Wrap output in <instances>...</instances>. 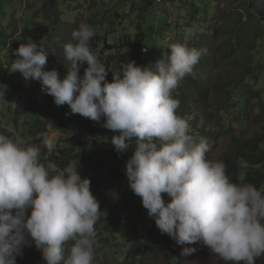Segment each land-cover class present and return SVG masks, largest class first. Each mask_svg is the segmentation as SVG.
Wrapping results in <instances>:
<instances>
[{"label": "clouds", "instance_id": "9594fccd", "mask_svg": "<svg viewBox=\"0 0 264 264\" xmlns=\"http://www.w3.org/2000/svg\"><path fill=\"white\" fill-rule=\"evenodd\" d=\"M95 35L86 23L72 31L74 43L63 46V78L43 70L49 51L33 41L14 51L19 58L10 72L41 81L42 91L56 106L68 105L70 114L103 121L102 127L118 133L111 137L118 154L134 142L125 175L162 234L180 246H206L226 264H256L264 257V185L234 183L223 161L208 159L210 145L189 134L187 121L177 115L180 101L172 96L207 49L169 43L168 59L158 60L155 69L122 62L109 82V71L90 47ZM151 48L145 44L142 51ZM6 89L0 84V98ZM42 144L49 154L56 147L48 136ZM53 168L40 161L39 147L0 133V264H17L33 244L45 264H94L101 211L91 180L78 168L55 174ZM196 251L184 247L181 255Z\"/></svg>", "mask_w": 264, "mask_h": 264}, {"label": "trees", "instance_id": "16d2710c", "mask_svg": "<svg viewBox=\"0 0 264 264\" xmlns=\"http://www.w3.org/2000/svg\"><path fill=\"white\" fill-rule=\"evenodd\" d=\"M42 1L44 2V11L45 13L47 12L46 15L44 14L43 19L49 20L52 18L53 25L45 27L37 37L30 36L28 39L23 40L21 44L28 43V40L32 39L33 42H37L47 51L49 49H47L46 45L56 50V54L63 53V46L66 43L62 42L55 34L58 30L56 25L58 24L60 13L58 0ZM120 1L126 2V10L117 9L114 15L104 19V23L109 25V29L103 31L108 36L106 39H99L96 46L101 50L94 52L109 71L107 76L109 82H112L113 74L120 72L122 62L135 61L138 66L150 65L149 60L142 51L146 42V35L142 28L146 22L145 20H148L150 15V13H147L146 7H141L140 9L138 17L141 18L143 24L133 26V28H136L134 34H130V31L126 30L125 26H122L120 22H116L113 18L132 16L140 8L139 6H142L143 2L150 7L157 6V0H140L142 3H135V0ZM161 1L157 2L160 3ZM216 1L219 3L224 0H213L212 4ZM13 2L14 0H0V10H5V7H8ZM173 2L174 0H166V3ZM198 3L199 0L189 1L187 11L190 20L186 16H181L179 9L173 11L176 18L175 23L170 22L169 16L161 15L160 20L163 21L161 26L169 30L167 33H177L175 35L177 40L173 43H182L185 36L188 37V47L198 45L195 44L199 43L198 37H200L195 35L199 33L197 26L200 25L205 29L209 23L204 22L203 19L206 18L208 10H211L209 8L205 9L203 13L200 12ZM215 7L217 8L218 5H213V8ZM149 9L151 10V8ZM232 9L234 11H231ZM245 16L247 17L245 18ZM221 19H225L226 22L215 25L211 29V37L214 40L220 35L227 37L219 53L226 60L234 58L233 62L236 65L235 69L238 76L232 77L229 75L222 81L217 80L213 87L210 86L220 95L219 101H212L209 94L213 91L208 86L198 85L201 82L198 75L193 72L187 75V80L185 81L189 83L188 88L191 89L193 86L190 83L193 80L195 91L193 97L195 98V103L199 102L198 105H195V108L198 109L197 117L191 115V105L186 96L185 87L183 88L179 84L177 87L181 86V89L175 88L172 92V96L180 101L177 115L187 121L189 134L194 137L197 143L201 140L208 142L210 137L201 125L200 117L204 116L203 119L212 117L211 113H207V109L211 111L213 104L217 103L218 107L215 110L217 115L213 117L217 122L223 121L225 113L222 112L221 106L233 104L231 102L235 101L233 99L234 96L245 100L253 99V97L259 98L257 106L261 109V112L254 118V121L256 124L264 121V58L256 62L257 54L264 57V3L256 5L254 0H234L232 6L226 12H222ZM28 21L30 22L29 19ZM1 29L0 36H4L6 29L5 27ZM255 31L258 33L254 36L253 32ZM109 36L111 37L109 38ZM160 36V38H166L161 32ZM205 36L207 37V35L202 37L204 40ZM194 37L196 38L195 41ZM52 38L53 40H50ZM0 43L3 44L0 45V56L6 52L4 56L0 57L1 69L7 65L9 70L12 62L19 58L14 54V51L21 44H18L17 47L10 51L4 40ZM52 52L49 51V54ZM169 53L170 49H167L166 55L168 56ZM201 59L202 63L207 65L214 63L213 58L201 57ZM50 64L49 60H47L43 70H56L60 73L61 78L66 75V69H59L54 64L53 66ZM10 74L11 72H8L6 77L10 78ZM83 74L84 71H80V75L83 76ZM16 77L18 85L24 81L20 73H16L13 76L14 79ZM210 81L211 78H209V83ZM39 84L41 85V90L38 91L40 93L38 94L39 96L35 94L28 97L30 93H33L32 88L23 91L18 88L14 92L8 88L5 90L4 99L9 94H14L10 105L13 106V110H16L17 120L11 121L14 123L23 119L19 122H22L23 125L26 119H31V121L35 122L32 125L33 127L27 130V136L32 133L31 137H39L40 140L37 143L44 147L45 150L43 154H40V161L46 165L51 162L54 165L53 174L71 166L74 170L78 168L82 178L91 180V191L99 201L101 211L100 219L95 225L97 241H106L112 244L113 247L118 248L113 260L117 264H148L149 259L159 258L163 259L165 264H178L184 247L197 248L199 243L180 246L167 234H162L156 226L155 220L149 217L147 210L143 207L142 199L130 189L125 171L126 162L134 152V142L127 152L118 154L111 144V137L118 133H113L102 127L103 121H101L102 123H96L79 114H70V108L66 104L56 106L54 98L42 91L41 81ZM4 99L0 98V105ZM13 110L11 111L13 112ZM9 118L15 119L12 116ZM49 125H52L56 130L70 133L74 137L83 136V143L64 149L60 148L55 153L49 154L46 147L42 144L43 139H41L44 137L42 133H46ZM35 127H37L36 133L33 130ZM0 129L3 131L0 133L10 136L3 123H0ZM232 143V151L225 153L220 159L226 165L227 175L231 181L234 183L250 182L258 188L264 185V134L258 133L252 139L234 136ZM163 195L166 202H170L171 198L167 194ZM17 264H45V262L42 259L41 252L33 244L31 247H24L23 255L17 257ZM102 264L113 263L106 261Z\"/></svg>", "mask_w": 264, "mask_h": 264}, {"label": "rangeland", "instance_id": "374dc122", "mask_svg": "<svg viewBox=\"0 0 264 264\" xmlns=\"http://www.w3.org/2000/svg\"><path fill=\"white\" fill-rule=\"evenodd\" d=\"M189 1L190 0H174L173 3H166V0H162L160 3L156 1L157 6L154 7H150L147 3L143 2L142 6H139L140 8H138L136 12L132 14V16L113 18V20L120 22L122 26L126 27V30L130 31V34H134L136 28H133V26L143 24L141 18L138 17L140 14V9L141 7H146L147 13H150V15L149 19L145 20L146 22L143 24L142 29L146 35L145 44L151 46L152 48L149 50V53L147 55L144 54V56L147 57L150 65L153 69H155V64L158 60L162 58L165 60L168 59V56L166 55L168 44L177 40L175 36L177 33H167L169 30L161 26L163 22L160 20L161 15L169 16L170 22L175 23L176 18L173 14V11H177L179 9L181 16H186L189 19V13L187 11L189 7ZM212 1L213 0H199L198 8L200 12L203 13L205 9L209 8L211 10H208L206 18L203 19L204 22L209 23L206 25L205 29L200 25L197 26V31H199V33L195 35H199L200 37H198L199 43H195L198 44L195 46V48H206L207 54L202 55L201 57L207 59L213 58L214 63L207 65L206 63H202V59H200L198 64L194 66L193 73L197 74L199 79H201V82L198 83L199 86H208V88L213 91L209 94L212 101H219V93L215 92L211 87L215 85L217 80L222 81V79H225L229 75L232 77H237L238 73L235 69L236 65H234L233 62L234 58H229L226 60L225 58H222L221 54L219 53V50L221 46L224 45V41L227 37L220 35L214 40V38L211 37V29L218 23L224 24L226 22L225 19H221L222 12H226L234 3V0H224L219 3L216 1L213 4ZM254 1L256 5L259 3L262 5L264 3V0ZM58 3L60 13L59 21L56 25V27H58V30L55 33L56 36L59 37L64 43H74L71 36L72 31L77 29L81 23H86L92 26L96 32L95 37L90 41V47L93 53L101 50L98 46H96L99 39L101 38L103 40L108 36V34L103 31L105 29H109V25L104 23V19L114 15L117 9L125 11L127 8L126 2L120 0H58ZM135 3H142V1L135 0ZM213 5H218V7L213 8ZM43 6L44 2L42 0H14V2L8 7H5V10H0V15H2L0 17V32L2 31V27H5L6 29L4 36H0V42L4 40V43H6L11 51L13 48L17 47L18 44H21L23 40L28 39L30 36L37 37L38 34H41L45 27L47 28L52 26V18L49 20L43 19L44 14L46 15L47 13H45ZM149 8H151V10ZM231 11H234V9ZM246 17L247 16H245V18ZM154 18H156V20L153 21ZM160 32L166 37L165 39L160 38ZM257 33L258 32L255 31L253 32V35L255 36ZM203 35H207V37L205 36V40L202 38ZM110 37L111 36H109V38ZM195 39L196 38L194 37V41ZM50 40H53V38ZM32 41V39H29L28 43ZM185 42H188V37L184 36L182 43ZM0 45L3 44L0 43ZM46 47L49 49V51H53L51 54H48V60L51 63L50 65L53 66L54 64L59 69H66L65 66L67 67V62L63 59V53L56 54L55 52L57 51L52 47L47 45ZM5 53H3L2 56H4ZM262 58L264 57H261L259 54H257L256 62ZM1 67L2 65L0 64V84L7 85V88L13 92L18 88L22 91L32 88L33 93H30L28 97L35 94L39 96L38 94L40 93L38 91L41 90V85L39 84L40 81H26L24 79V81L18 85L17 77L16 79L13 78L16 73H11L10 78H7L6 75L8 72H10V69L8 70L9 67L7 65L5 68L3 67L1 69ZM86 67L87 64L85 63L81 67L80 71H84V68ZM209 78H211L210 83ZM185 80H187V76L182 81H180L179 84L186 89V96L189 99V104L191 105V115L197 117L198 109L195 108V105H198L199 102L195 103V98L193 97V93H195L194 82H192L193 80L190 81L193 86L191 89H189V83ZM181 86L177 88L181 89ZM13 97L14 94H9L4 100H2L0 105V123H3L4 126H6L7 133L10 136H19L24 146L35 145L39 147L40 154H43L45 151L44 147H41V145L37 143L38 140H40L39 137H31L32 133L27 136V130L30 127H33L32 125H34L35 122L33 120L31 121V119H26L23 125L22 122L19 123L23 119H20L19 122L14 123L11 121L17 120L16 110H13V106L10 105ZM222 98L224 99V97ZM233 99L235 100L231 102L233 104H225L221 106L222 112L225 113L223 121L217 122L214 120L213 116L217 115V112L215 111L218 107L217 103L213 104V107L210 109L211 111L207 109V113H211L213 115L212 117L207 119H203L204 116L200 117V120L202 121L201 125L204 127V131L210 135L207 142L210 145V151L207 153V158L210 160L220 161L221 157L225 153L229 152L230 150L232 151V139L234 136L252 139L258 133L264 134V121L257 124L254 121V118L257 117L261 112V109L257 106L259 104V98L253 97V99L245 100L244 98L234 96ZM10 108L13 110V112L10 110ZM10 116L14 117L15 119L9 118ZM33 130H35L36 133L37 127L33 128ZM0 132L3 131L0 129ZM46 133H42L44 134V137L48 136L53 138L56 142V147L52 153H55V151L60 148L64 149L79 143H83L84 139L83 136L74 137L70 133L56 130L52 125L48 126ZM103 137H105V135H103ZM196 249L197 251L194 254L182 256L178 264H226L225 261L215 257V254L211 253L206 246L198 244ZM117 251L118 248L113 247L112 244L106 241H98V246L96 247L97 258L94 261V264H102L106 261L117 264L113 260ZM148 264H165V261L159 258H151L148 260ZM256 264H264V257L257 259Z\"/></svg>", "mask_w": 264, "mask_h": 264}, {"label": "bare ground", "instance_id": "6f19581e", "mask_svg": "<svg viewBox=\"0 0 264 264\" xmlns=\"http://www.w3.org/2000/svg\"><path fill=\"white\" fill-rule=\"evenodd\" d=\"M157 1H160V0H157ZM148 53H149V51H148V52H146V53H145V52H143V54H145V55H147Z\"/></svg>", "mask_w": 264, "mask_h": 264}]
</instances>
